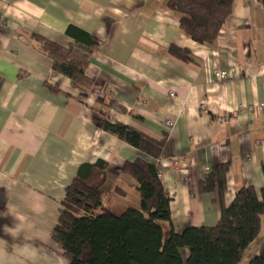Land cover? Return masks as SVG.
<instances>
[{
	"label": "crops",
	"instance_id": "1",
	"mask_svg": "<svg viewBox=\"0 0 264 264\" xmlns=\"http://www.w3.org/2000/svg\"><path fill=\"white\" fill-rule=\"evenodd\" d=\"M180 18L167 0H0V264H67L50 233L83 164L106 163L103 208L137 205L120 169L141 154L98 126L103 115L154 138L167 135L156 165L176 233L218 222L216 193L200 191L217 164L228 165L225 205L242 186L260 195L264 109L255 106L264 103V0H234L211 45L183 34ZM69 26L98 40L84 95L52 70L32 37L68 47ZM170 45L193 61L172 57ZM233 67L226 79L214 76Z\"/></svg>",
	"mask_w": 264,
	"mask_h": 264
},
{
	"label": "trees",
	"instance_id": "2",
	"mask_svg": "<svg viewBox=\"0 0 264 264\" xmlns=\"http://www.w3.org/2000/svg\"><path fill=\"white\" fill-rule=\"evenodd\" d=\"M233 1L167 0V8L181 14L179 28L183 34L196 43L211 45ZM66 34L74 38V44L68 47L35 34L32 37L38 50L50 59L52 70L68 77L84 95L92 85L85 70L98 40L73 26L66 29ZM168 53L184 62L193 61L187 50L174 45L168 47ZM47 86L52 92H60L56 86ZM98 126L140 152L120 169L132 180L139 200L120 212L103 208L101 188L106 181V163L81 165L65 189L50 233L67 264H239L261 232L264 186L260 195L254 187L242 186L225 205L228 165L217 164L205 174L200 191L216 193L218 222L213 226H188L176 233L170 219V198L155 164L163 154L167 135L154 138L104 115ZM247 264H264V243Z\"/></svg>",
	"mask_w": 264,
	"mask_h": 264
},
{
	"label": "built area",
	"instance_id": "3",
	"mask_svg": "<svg viewBox=\"0 0 264 264\" xmlns=\"http://www.w3.org/2000/svg\"><path fill=\"white\" fill-rule=\"evenodd\" d=\"M236 71V68H231L230 70H215L214 71V76L217 78V79H226V78H228L229 76H230V74L231 73H234ZM170 97H174V92H169V94H168ZM255 108H257V109H264V103L263 102H261L260 104H258V105H256L255 106ZM237 115V112H232L231 113V117H235ZM225 119H227V118H224V120ZM172 121L171 120H169V119H165L164 120V125L166 126V127H170V126H172ZM158 162V159L155 161V164ZM175 163V162H174ZM157 166V165H156ZM157 169H158V167H157ZM158 174H159V176H161V173H160V171H159V169H158Z\"/></svg>",
	"mask_w": 264,
	"mask_h": 264
},
{
	"label": "rangeland",
	"instance_id": "4",
	"mask_svg": "<svg viewBox=\"0 0 264 264\" xmlns=\"http://www.w3.org/2000/svg\"><path fill=\"white\" fill-rule=\"evenodd\" d=\"M261 232L262 235H260V237L256 239L255 243H253L245 250L239 264H247L249 259L258 253L259 247L264 243V226L262 227Z\"/></svg>",
	"mask_w": 264,
	"mask_h": 264
}]
</instances>
